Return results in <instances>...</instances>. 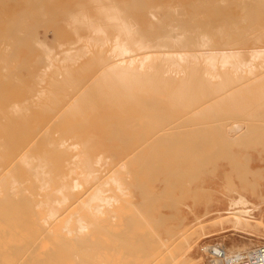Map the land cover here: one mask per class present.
I'll return each mask as SVG.
<instances>
[{
	"label": "bare ground",
	"instance_id": "1",
	"mask_svg": "<svg viewBox=\"0 0 264 264\" xmlns=\"http://www.w3.org/2000/svg\"><path fill=\"white\" fill-rule=\"evenodd\" d=\"M128 1L129 0H127V2ZM256 1L260 2L261 0H256ZM92 2L95 3V7H96L95 9H97L95 14H93L91 9L90 12H92V14H89L86 11H81L79 13H73L71 15V20H70V22L74 25L76 24L82 25L88 31V33L85 35L76 36V40L70 42L67 47L63 48L59 52L58 56L52 55L53 50H51L48 47L45 41H41L37 35L33 36V34H35L36 32L35 33L33 31H32L33 33L29 32L33 30L34 28L33 26L31 30L27 28L23 29L22 27L17 26V23L21 18L17 21V23H15L16 25H14V27L7 28V30L10 32V33L8 32L9 34L6 32L7 30L5 31L2 29L4 33L6 32L8 35H5L6 34L5 33L3 36H0V40L4 41V44L1 43L2 45H0V64L3 63L2 65L7 67L9 62L4 64V61H7L6 55L8 53H9L8 54L9 60L10 59L14 60L16 59L17 56L14 58L13 55L16 53L17 50L26 47L27 49L29 48L28 50L30 51V49L32 50L33 45L37 46L38 48L39 47L41 48L40 50H42L43 56L38 61V63L40 62V64H42L41 67L39 66L38 68L39 70L38 69L36 70L38 71V73L31 75L32 77L31 84L27 86L25 85L28 90L26 88H23V86L22 89H20L21 87L19 88L20 84H22L21 82H19L20 84L18 83V87L15 86L17 82L21 80L18 79L19 78L18 76L21 75H17V74L12 75V72L14 70L16 71L19 70L17 72H20L22 71L23 68L30 70V68L28 69L26 66H22L21 70L20 69L10 70V72L12 71L10 73V76H13V78L16 76L15 77L16 79L14 78V80H16L15 81L16 83L13 81L14 86L17 89H20L21 91V92L19 91L20 96L17 98L12 97L14 94L12 93L13 95H11L10 93H8V91L4 89L6 88L4 84L5 81L7 80L5 75H7V78L10 77H8L9 75L8 73L6 74V70L3 71V68L2 71L5 72V75L3 74L5 79L3 78L2 74H1L2 76L0 77V264H44L45 257H42L41 255L43 254L46 255L47 252L43 250L44 246L37 245L38 244L37 239L42 234H44L42 229L46 230L49 234H52L54 237L64 232L69 237L71 235L72 237V238L70 237L71 239L81 240L82 242H84L83 240H86L87 235H89L88 236L89 238L90 236H92L90 232L92 231L91 229H94L92 228V226L96 221L98 222L99 220L98 222L99 224L107 221L108 224L110 225V219L106 217L108 215L109 217L110 216L112 217L114 215L112 214V212L109 213L108 210H110L109 208H111L113 203L115 202L119 203L120 199H121L120 202L123 200L122 197L126 195L125 191L128 189L127 188L128 186L127 187L125 186V182L122 176L119 175L120 170L123 171L126 166L125 161L123 160L125 158L127 159L128 157H125L122 160V162L120 161V164L117 167V162L115 161V157L117 156L116 153L118 146L113 148H107L106 151L112 150L110 151L111 156L107 158L103 156L104 154H106L105 152L103 155L101 152L100 153L95 152L94 139L103 136V131L107 130V128L109 129L114 124L117 125V127L114 126L116 129L114 128L112 129L113 130L111 131V133L113 134L112 137L115 138L118 137L119 135L122 136L124 130L126 129L125 128L126 125H129L130 123H132V121L134 123L135 120L138 121L140 119L141 115L134 117L133 115H131L133 113H129L130 114L129 116L126 115L125 113L122 116L117 114V112L120 114L119 111L120 109L122 110L121 111L122 113L124 112L123 108L125 105L123 104L125 102L130 100H132L133 102L134 99L140 98L141 94L143 93L145 99V94H149L147 95L148 98V96L150 97V93H152L151 96L153 95V93L154 94L158 93V96H161L162 94L159 95V93H164V95H166L165 93L168 91L169 93L166 96L164 97L162 96L157 99L156 97L158 96L153 95L155 96V98L150 97L149 101H145L144 104H142L143 107L147 108V110L148 109L150 110L152 108L156 109L158 103L162 102L161 100L163 101L166 100L169 104H171V106H173V108L175 106L177 107L180 106L182 109H188V111H186V114H188L189 111H192V108H194L192 112L193 117L197 116L200 119V115L198 116L196 114H199V112L202 110V109L200 110V108L203 106L202 104L208 101L210 104H208L205 107L208 108L206 111L212 110L214 113L219 111L222 108L220 106L222 104L223 99L225 97L229 98V96L232 95L234 91H236L235 89H237L238 85H239L238 89L242 85L247 86L245 82L246 75L248 74L254 75L255 74L254 70H256L258 67H260V69L264 68V46L253 47L248 52L247 51L244 52L246 49L242 51V49H239V47L231 46L232 45L231 42H243L244 40L245 41L247 40L245 39L246 38L245 26H241V25L240 26L233 25L232 27L231 26L224 27L218 25L212 26L213 23L212 21H210L211 19L208 18L209 15H207L206 12L202 10L198 11L195 16L190 15L187 18L175 17L174 12L170 10L163 12L159 16L157 13L158 9H155L156 5L153 6L149 5L147 7L149 9L145 11V13H143L145 14L143 17L145 19L144 22H146V26L144 28H141L137 26L136 20L129 19L125 16L124 14L125 12L120 9L122 7L118 8L115 5L105 4L103 0H92ZM263 2H261V6H260L261 8L264 5ZM137 3H141V2L137 0ZM198 3H199L198 6L203 8H205V6L207 5L206 2H204L203 0H198ZM143 5L144 2L142 1L140 6ZM229 5H226L228 6V9L230 7ZM251 8L252 7H249V5H246L244 3L241 4V11L243 12V17H241L240 19L241 21L245 20L246 18L245 16H251L250 13L253 11ZM134 9L137 10V8ZM253 9L255 10L256 8ZM229 10L232 12V9ZM234 10L236 11V9H233V11ZM193 12L194 11H192V13ZM257 14L261 15L258 12ZM187 15H189V13H187ZM1 21L3 22L4 20L0 19V22ZM173 23H177L178 26H173L172 25ZM43 25L46 26L44 23ZM36 26H38V24H36ZM249 29H250V36L248 39H250L253 42L264 41V19L260 23L258 29L256 28L255 30V28L253 27H249ZM25 30H29L28 31L29 35L25 34V32L27 33V31ZM30 35L33 36L32 39L30 38L31 37ZM31 40L34 41V43ZM5 41L11 42L10 45L8 43V45L11 46V49L9 48L11 50L10 52L9 50L6 49L7 45H5ZM247 44L248 43H246V45ZM1 50H5V52L7 51L8 52L4 53V51ZM87 54L89 55L93 54L92 56L95 57L94 64L96 65L95 66L89 65L90 59H88L89 64L87 65L88 62H86L85 64L87 66V70H88V66L90 67L92 66L93 70L90 71L91 70L90 69L89 70L90 72L88 71L89 74L85 75L87 74L86 70L82 71L81 69V68L85 69V66H82L80 64L79 67L76 65L79 62V60H81V58ZM16 55H18V53H16ZM10 57H13V59ZM87 57L91 58V56L90 57L87 56ZM85 61H87V59ZM90 61L92 62V59ZM255 61H262V63L260 65H257L255 64L256 63ZM26 63L27 62H25V64ZM36 63L37 62H35L34 65ZM58 63H62V65L60 66L56 65ZM84 63L85 62H83L82 64ZM10 64L12 65L13 63ZM75 66L80 68L79 70H81V73L85 72L84 74L85 76L83 75L82 77H79L80 75V74L78 75L79 71L76 73L77 75L75 76V72L77 71V68H75ZM1 67L3 66H0V70ZM72 68L76 69L74 70L75 72L72 71L73 70ZM31 70H33V68H31ZM48 70H51L52 72L47 73ZM1 78H3L5 81H3V79L1 80ZM26 79L24 81H26ZM45 79L47 80V88L44 85L38 87L37 84H40L41 82L43 83ZM13 83L10 85L13 86ZM11 86H9V88ZM15 87L11 89H15ZM240 88H242L244 92L248 90V89L245 90L243 87ZM24 89L26 90L22 91ZM99 102L102 103L105 102L104 104L109 105L108 107L105 106L106 108H108L106 109L108 111L104 113H99L101 109L99 107L100 106ZM138 105H140L139 106L140 109L141 102H139ZM199 105L202 106L199 108V112H198L196 111L197 109L196 106ZM136 107L134 108L135 112L138 110V109L136 110ZM117 108L120 109L117 110ZM124 109L125 112H127L126 107ZM131 109L129 110L132 111L133 109L132 110ZM154 109L153 111H155ZM162 109L163 110L165 109L164 105ZM141 110L145 112L146 109L144 110L141 108ZM168 114H170V112ZM149 115L147 114L145 117ZM149 117L148 119H151V117L150 118ZM203 118L204 116L202 115V120L204 121ZM106 119L112 123H109V127L107 126L103 128V126H101L102 125L101 123H104V120L106 121ZM144 119L146 120V118ZM145 120L143 121V124L147 122ZM212 120L216 122L215 117ZM148 121L150 122V120ZM182 123L184 124V122ZM174 124L171 127L169 125L168 129L161 127L156 131H154L155 128L157 127L156 125V127H154L153 132H150L149 130L151 129L147 126L149 129L148 130L149 132L148 131L147 132L151 133V136H153L158 141L159 139L164 141L163 137L167 138L166 135L175 132V130L169 131L170 129L175 127ZM135 125H137V122ZM135 125L133 126L135 127ZM151 125L153 127V123ZM175 125L178 126L177 124ZM144 127L146 128V126ZM144 129L143 130L141 129V131H144ZM130 131H133V129ZM178 131L175 132V135L176 133H178ZM182 132L183 133H181L180 135L184 137V135L182 134H185V132L184 131ZM194 132H197V130L195 129ZM131 133L132 136H136L133 135V132ZM107 134L110 136L109 133ZM141 134H142L141 138L146 137V136L144 137L145 135L144 133ZM132 136L131 138L133 139ZM153 137L151 139H153ZM126 138L129 139V137ZM177 138L179 137L177 136ZM145 139H148V137H146ZM145 139H143V141ZM179 140H181V138H179ZM123 142L125 143L126 141ZM147 142L149 144L151 143L148 140ZM152 142L155 144L154 141ZM169 142L170 141H168L167 143ZM182 142L180 144H183ZM160 143L161 146L166 145L161 141ZM156 144L159 145V142H157ZM148 146L146 145L145 147L147 148ZM167 146L168 145H166V147ZM108 147H112V146H108ZM158 147H160V145ZM219 148H222V146H220ZM196 149L199 151L197 146ZM214 149L216 151V147ZM193 150L195 149L193 148ZM141 151L139 150V152ZM133 152L131 153L134 154L135 152L134 153ZM132 154L129 159L131 162L127 160V163L130 162L129 164L133 162V160L131 159L133 156ZM136 154L137 151L134 154V157L135 156L137 157V155H139L140 153H138L137 155ZM188 154H191V152L190 153L188 152ZM188 154L186 156H190ZM192 157L196 159V157H194L193 154ZM204 157L206 158L207 156ZM105 158L109 160L108 164L111 167L114 168L116 167V169L112 170L113 169L112 168L111 169L112 172H109V174L107 173L108 176L105 178V180L103 179V181H101L99 179L100 178L99 170L103 168L102 165H107L105 163H102V162L107 163V159L104 161ZM189 159L193 160L190 157ZM196 161H198V159H196ZM198 163L196 162V164ZM158 168H160L159 165L158 167H156V170H158ZM122 171L121 173L123 172L125 173L126 170H124L123 172ZM105 172H106V168H105ZM166 172L167 174L169 173L168 171ZM103 173L101 172V174ZM130 175L132 176L133 174ZM154 177H156L155 172H154ZM166 179L168 180V177L165 178L164 181H167ZM138 181L139 182L136 181L137 182L136 184H139L140 186V180L138 179ZM176 182L175 183L178 184L179 181L177 180ZM171 183H173V181H171ZM175 183H173L174 186ZM165 184L166 183L164 182V185ZM173 184H170L171 187ZM182 184L188 186L186 182ZM182 184L180 185L181 188H182ZM189 184L191 183L189 182ZM107 185L108 186L112 185L113 190L110 191L112 192L111 194H107L109 193L107 192L109 191L107 190L108 188ZM129 185L130 187L132 186V184ZM146 185L147 184H145V186ZM139 186L137 188H139ZM166 188H169L170 190V187H167V185ZM136 190L139 191V189ZM162 190L163 189H161V192ZM171 191L173 192V190ZM179 191L182 190L180 189ZM185 191H189V190L185 189ZM118 192L120 193V195L123 196L121 197L120 195L116 194ZM181 194H184V192H182ZM141 195L142 194H140V196ZM146 195L143 193L144 197H146ZM151 199L152 198L146 200H151ZM123 201L122 203L126 202V200ZM173 201L171 202H173L175 206L176 200L173 199ZM75 203L80 204L81 205L80 208L78 209L77 207L79 206L74 205V207L77 206L76 208L78 210L75 209L73 213L70 212L69 215L66 218H64V223L59 227V229L57 230L55 228L51 229L50 227L43 228L45 227L44 224L47 226L48 225L51 226L52 224H54V222L58 221L59 216H61L62 214L66 215L69 206L71 207L72 204ZM128 206L130 207L133 205H129V203L124 204V208ZM230 207H231L230 209L224 211L223 213L221 212L219 213L218 217L220 222L222 223L227 222L231 224L232 229L234 231L244 232L247 233L248 236L256 237L257 239H263V237L261 236L262 234L260 233V229L264 227V222L260 217L257 218L253 215V212L256 209H258L256 205H252L247 200L246 197L240 196L230 201ZM121 208L124 209L123 207ZM121 208L119 209V211H121ZM115 209L116 211H118V207L117 208L115 207ZM116 211H115V215H117ZM130 213H132V211ZM210 214L211 211H206L205 213H203L204 216H208ZM104 215L106 217H103V220L105 218L106 221L105 220L102 221L101 216ZM135 217L136 216H134V218ZM56 218L57 220L53 221ZM23 219H30L32 221L35 220V223L39 224L38 226L39 228H41V231L39 232L37 231L36 233L37 235H36L34 233L35 230H33V227L22 223ZM152 220L154 222L157 221L154 219ZM52 221L53 223H51ZM41 222L43 223V225L41 224ZM127 224H129V222ZM133 224L135 226V223ZM105 225L103 226V224L102 225L100 224V226H103V228L105 227ZM113 225L114 224H112L111 226ZM95 226L97 227V224ZM100 226L98 225V227ZM131 227L133 228V226ZM200 227H203V225H200ZM106 228L110 232H112L111 227H110L111 229H109V226L105 227V229ZM132 228L130 227L127 228V231ZM133 229H135V227ZM117 230L122 231L121 228L119 227L118 229L116 228V231ZM95 232L96 231L93 232V235H95ZM119 232L117 233L119 234ZM99 233L97 234L100 237ZM131 233L129 234L130 236ZM151 233L152 235L155 234L153 232ZM146 234L148 235L149 233L146 232ZM112 235L117 237L115 233H113ZM150 236L151 234L148 237ZM184 236L182 238H184ZM101 237L102 239H104L103 236ZM118 237H120V235ZM155 237L156 235L153 236L155 240H159L158 237L157 239ZM93 238L95 239V237ZM120 239L122 238L120 237ZM120 239L118 240L120 241ZM129 239L130 238H128L127 240ZM152 239H150L151 241L147 239V241L156 243L154 242L155 240L152 241ZM106 240L107 242L105 240L104 241L108 244L109 239L107 238ZM72 241L75 244V241L74 240ZM86 241L89 242L91 241L92 243V240H86ZM159 241H157V243H159ZM116 242L114 243L116 244ZM127 242L129 243V241H126V243ZM164 243L166 244L168 242H164ZM175 244H177V242H175L174 245ZM186 244L187 245L184 253L180 257L172 256L170 260V264H184L185 262L187 263L188 261L189 263L192 262L193 264L199 263V259L201 258L195 259L191 256V250L193 248L192 243L187 242ZM132 245L134 244L128 246L132 247ZM98 246H101V243H99ZM221 246L224 247L223 245ZM93 247L94 246H92V248ZM210 247L212 246L207 245L203 247L202 250L205 251ZM249 247L250 246L243 247L238 245V246H233L234 249L225 248V247L224 248L228 253H231ZM96 248L97 247L95 246L94 247L95 250L93 251L95 252L97 251L96 253H98V250H100V248L99 247H98L99 249ZM119 248L117 247L116 250L117 253ZM114 249L115 247H113L111 251L112 250L114 251ZM133 249L130 248V250ZM137 250L139 251V249ZM134 251H133V255H135ZM167 251H169V249L164 251V253H166ZM103 252H107V251L104 249ZM128 252H125L124 255H126V253ZM129 253L131 256V252ZM120 254L122 255V253ZM128 254L124 258H128L127 257L129 256ZM121 255H120V259H121ZM143 255L144 256L141 257H145V253H143ZM151 256L155 258V256L153 255ZM160 256H163V254H161ZM95 257L96 256H94V258ZM148 258H150V256H148ZM148 258L146 256V259ZM104 263L105 262H102V264ZM149 263L152 264V262ZM209 264H222V263L217 259L215 260L211 259Z\"/></svg>",
	"mask_w": 264,
	"mask_h": 264
},
{
	"label": "rangeland",
	"instance_id": "2",
	"mask_svg": "<svg viewBox=\"0 0 264 264\" xmlns=\"http://www.w3.org/2000/svg\"><path fill=\"white\" fill-rule=\"evenodd\" d=\"M142 1L144 2L145 6L144 5L140 6ZM142 1L139 0V2L141 3H137V0H129L128 2L127 0H103L105 4L115 5L118 8L122 7L120 9L125 12L124 13L125 16L129 19L136 20L137 26L141 28H144L146 26V22H144L145 19L143 17L145 14L143 13H145V11L149 9L147 8L149 5H152V6L156 5L155 9H158L157 13L159 16L163 12L170 10L174 12L175 17L187 18L190 15L195 16L198 11L202 10L206 12L207 15H209L208 18L211 19L210 21H212L213 23L212 26L218 25V26H224V27H229V26L232 27L233 25H236V26L241 25V26L246 27L245 28L246 38L245 39L247 40L246 41L244 40L245 42L243 41L245 44L243 42H231L232 43L231 46L239 47V49H242V51L246 49L244 52L246 51L248 52L253 47L264 46V41L253 42L250 39H248L250 36L249 27H253L255 28V30L256 28L258 29L260 23L264 19V5L262 8L260 7L261 2H263L264 0H261L260 2L256 0H203L207 4L205 8L198 6L199 4L198 0H186V1L185 0H142ZM242 3L249 5V7H252L251 9L253 10L250 13L251 16H245L246 18L244 21L240 20L241 17H243V12L241 11ZM255 4H256V7H255ZM226 5L230 6L229 9H232V12L228 9V6ZM95 8H96L95 3L92 2V0H0V19L4 20L3 22L1 21L3 24L0 22V30H1L0 36H3L6 32L8 33L9 31L7 30V28L14 27V25H16L15 23H17V21L21 18L18 21L17 26L22 27L23 29L27 28L29 30H31L34 27L33 30L31 31L25 30L27 31V33L24 31L25 34L29 35L28 31L29 32L33 31L34 33L36 32L35 34H33V36L37 35L41 41H45L48 47L51 50H53L52 55L58 56L59 52L63 48L67 47L70 42H73L76 40V36L85 35L88 33V31L82 25H78V24L74 25L70 22L71 15L73 13H79L81 11H86L89 14H92L93 12V14H95L97 10ZM134 8H137V10ZM253 8H256V9L254 10ZM90 9L92 10V12H90L91 11ZM233 9H236V11L235 10L233 11ZM192 11H194L193 12L194 14L192 13ZM257 12L260 13L261 15H258ZM187 13H189V15H187ZM1 14L3 17L1 16ZM43 23L46 26H44ZM36 24H38L39 27L36 26ZM172 25L178 26L177 23H173ZM2 29L5 31L7 30V31L4 33ZM7 33L5 35H8L10 32L8 34ZM33 36H31L30 38L32 39ZM32 42L34 43V41ZM1 43L4 44V41L0 40V45H2ZM8 43L10 45L11 42L5 41V45H7L6 49L9 50L10 52L11 46H9ZM246 43H248L249 45L247 44L248 45L247 46ZM78 44H81V43H78ZM28 49L26 47H23L17 50L18 52L16 51V53H18V55H16V53L14 54L15 56L13 55L14 58L17 56L16 59L14 60H11V59L9 60V55H8L9 53H8L6 55L7 61H4V64L9 62L8 66L6 65L9 68L2 65L3 63L0 64V66H3L1 67V70H0V77L3 74L5 75V72H3L5 70H6V74L7 73L9 74L8 77H10V78H7V75H5L7 79L6 81L4 80L5 79L4 75H3L4 79L1 78V80L3 79V81H5L4 85L6 86V88L4 89L8 91V93H10L11 95L14 94L12 96L14 98H17L20 96L19 93L21 92L20 89H22V86L23 88L27 89L26 86L31 84L32 82L31 75L38 73V71L36 70L39 68V66L40 67L42 66L40 62L38 63V61L43 56L42 50H40L41 48L40 47L38 48L37 46L33 45L32 50L30 49L29 51ZM1 51H4V53L8 52V51L5 52V50H1ZM92 55L87 54L83 56L76 65V66H79L81 64L82 66H85V69L83 68L81 69L82 71L86 70L87 74H85V72L81 73V70H79L80 68L75 66V68H77L76 72L74 71L76 69L72 68L73 69L72 71L75 72V76L77 75L76 73L78 71H79L78 75L80 74L79 77H82L84 74L88 75L89 72L93 70L92 66L93 65L95 66L96 64H94L95 57ZM87 56L89 57L91 56V58H88ZM13 57H10V58L13 59ZM86 59L87 61H85ZM88 59L90 60L92 59V62L89 60L90 64L88 62ZM25 62L27 63L25 64ZM35 62H37L35 64L36 66L34 65ZM81 62L82 63L85 62V63L82 64ZM86 62H88L87 65L88 64L92 65L91 67L88 66V70H87V66L85 65ZM255 62H256L255 64L257 65H260L262 63V61H255ZM10 63H13V64L11 65ZM27 65H29L30 67ZM56 65L60 66L62 65V63H58ZM22 66H26L28 69L30 68V70L23 68L22 71L20 72H17L19 70L17 71L14 70L13 72L11 71L12 75L14 74L21 75V76H18L19 78L17 77L18 79H21V80H19L15 86L18 87L19 82H21L23 85L19 83L20 84L19 88L20 87L21 88L17 89L13 83V81L14 82L16 81L14 80L16 76L14 78L13 76H10V73H11L10 70L11 69L21 70ZM2 68H3V71H2ZM31 68H33V70H31ZM51 72H52L51 70L47 71V73H51ZM74 72H73V75H74ZM254 73H255L254 75H250V74L246 75L245 82L247 86L245 85L240 86V87H243L245 90L248 89L247 91H245L247 94L243 91L242 88L239 87L238 89V86H239L238 85L237 89H235L236 91H234V93L229 96L230 99L228 97H225L223 99L222 104L220 106L222 108L219 111L215 113L212 110L206 111L208 108H205V107L208 104H210L208 101L202 104L203 106L202 105L196 106L197 107L196 111L198 112H199V108L202 106L200 108V110L201 109L202 110L199 112V114H196L198 116L200 115V119L197 116L193 117L192 112L194 108H192V111H189V113L186 114V111H188V109H182L180 106L178 107L175 106L173 108V106H171V104H169L166 100L164 101L161 100L162 102L158 103L159 106L157 105L156 106L157 108L155 107L156 109L154 108L150 109L152 111L154 109L155 111L153 112L150 111L149 109L147 110V108H144L142 104H144L145 101H149L150 97L155 98V96H158V93L157 94L153 93V95L155 96L153 95L151 96L152 93H150V97L148 96V98H147V95L149 94H145V99H144V95H143L144 93H143L141 94L140 98L134 99L133 102L132 100L125 102L123 105H125L124 108L126 107L127 112L130 111L129 109L131 108L133 109V110L131 109L132 111L128 113L125 112L124 108H123V111H124L123 113L121 112L122 110L120 108H117V110L120 109L119 110L120 114L117 112V114L120 116H122L124 113L128 116L130 115L129 113H133L131 115H133L134 117L138 115L142 116L145 114L144 116H142V118L140 116L139 120L141 122L139 120L134 121L135 124L137 122L138 126L135 125L133 121L129 125H126L125 126L126 129L125 128H124L125 130L123 129L124 133L122 136L119 135L118 137H115V138L112 137L113 134L111 133V131H113L112 130L113 128L116 129L115 127H117V125L111 124L112 127H110L109 129L107 128V130L103 131V136H100L94 139L95 152L97 153L101 152L102 155L105 152L106 154H104L103 156L107 158L111 156L110 151H112V150L106 151L107 148H113V147L118 146L117 153H116L118 157L117 156L115 157V161L117 162V167L119 166L120 161L122 162V160L125 157H128L127 159L125 158L123 161H125L126 166L128 165L129 167L127 166L128 167L127 168L125 166V169H124L126 170L125 173L123 172L124 170L123 171L120 170V174H119L120 176H122L125 182V186L126 187L128 186L127 187L128 191L127 190L125 191L126 195H124V197H122L123 195H120L119 192L116 194L120 195L123 198V200H126L125 202L126 204L129 203V205H133V206H130V207L128 206L129 208L128 207L124 208L125 203H122L123 200L120 202L121 200L120 199L119 203L117 202L118 204L116 202H115L116 205L115 203H113V205L115 206L112 205L111 208H109L110 210H108L109 213L112 212L114 216L112 217L111 216L109 217V215L107 217L105 215L101 216L102 221L105 220V218L103 220V217L110 219V225L108 224L106 220H105L106 222L100 223L101 225L103 224V226L105 224H108V225H105V227L109 226V229L112 228L111 231L115 233L116 236L118 234L117 232L120 231V230L116 231V228L118 229L119 227L121 228L122 231L124 230L123 232L120 231L118 234V236L120 235L122 239H120V237L118 236H117L118 238L115 237L114 235H112L113 233L110 232L107 228L105 229V227L103 228V226H100V224L98 223L99 220L98 222L96 221L94 225L92 226V228L94 229H91L93 232L96 231L95 232L96 236L93 235L92 231H91L92 233L90 232V234L93 237H95L96 240L92 236H90V238L88 237L89 235L86 236V240H92V243L91 241L89 242L86 240H83L84 242H82L81 240L71 239L72 238L71 235H70L71 237L70 238L64 232L54 237L52 234H49L46 230L42 229L44 234H42L38 239L36 236V239L38 243L37 245L44 246L43 250L47 252L46 255L45 254L41 255L42 257H45L44 264H102V262H105L107 264H116V263L117 264H151L149 262H152V264H170V260L172 256L180 257L184 253L187 242H191L193 245V248L191 250V256L195 259L201 258L199 259L198 264H209L211 259L213 260L215 259L209 256L207 250L205 251L202 250V248L207 245H214V244L219 245L220 244V245H223L225 248H230V249L233 248V246H238V245L243 246V247L250 246L249 248L243 249V250H247V249H252L255 246H258L260 244H263L264 243V235H263L264 227L262 228L263 230L260 229V233L262 234L260 235L263 237V239H257L256 237L248 236L247 233L234 231L232 229L231 224L227 222H223V223L220 222L219 217H218L220 212L223 213L224 211L231 208L230 201L232 199L238 198L240 196H244L247 198V200L252 205H256V207H258V209H256L253 212V215L257 218L260 217L264 222V76H263L264 68L260 69V67H258L256 70H254ZM25 79L26 81H24ZM12 83H13V86L10 85ZM41 85H44L47 88V80L45 79L43 83L41 82L40 84H37L38 87H40ZM9 86L11 87L9 88ZM14 87L15 89H11ZM8 89L9 90L11 89V90L9 91ZM26 89L22 91H25ZM168 93L169 92L167 91L165 94L167 95ZM159 95L161 96L156 97V99L162 96L163 97L166 96L164 95V93H159ZM139 102H141V108L144 110L146 109L145 112L142 111L141 108L139 109V106H140L138 105ZM101 103L102 102H99V105H100L99 107L103 111L100 109L99 113H104L108 111L106 110L108 109L106 107H108L109 105L104 104L105 102L102 104ZM163 105L165 108L164 110L162 109ZM135 107H136V110L138 109L136 112L134 111ZM167 112L168 113L170 112V114H168ZM147 114L148 115L150 114L149 116L151 117V119H148L149 116L145 117ZM202 115L204 116L203 118L204 121L202 120ZM156 117L158 120L156 119ZM214 117L216 118V122L212 120L214 119ZM144 118H146V120ZM144 120L147 121L145 122V124H143ZM148 120H150V122ZM151 121L153 123V127L151 125L152 124ZM182 122H184V124ZM109 123H112V122H109L106 119V121L104 120V123H101L102 124L101 126H103V128L107 126L109 127ZM174 123L177 124L178 126H176ZM132 124L135 125V127ZM173 124L175 127L170 129L169 131L175 130L176 132L178 130L179 131L181 129L182 130L180 132L178 131L176 135H175V132H172V134L166 135L168 138V141H170L169 143H167L168 141L166 137H163L164 141H162L159 138H158L159 139L158 141L153 136H151V133H148L149 131L153 132L154 127H156V125L157 127L155 128L154 131H156L157 129L161 127L168 129L169 125L171 127L173 126ZM144 126H146V128ZM147 126L151 130H149ZM142 127H144L145 129ZM129 129L130 130L133 129V131H130ZM141 129L142 130L144 129V131L146 132L141 131ZM195 129L197 130V132H194ZM182 131L185 132V134H182L184 135V137L180 135L181 133H183ZM131 132H133V135H136V136H132ZM107 133H109L110 136ZM141 133H144L145 134V135L143 134L144 137L146 136L148 137V139H145L146 137L141 138V135H142ZM130 135L133 137V139L131 138ZM177 136L181 138V140H179ZM126 137H129V139ZM152 137L154 140L151 139ZM112 139H115V140H112ZM143 139L145 140L143 141ZM229 139H232V140H229ZM147 140L150 141L152 144H154L152 141L154 142L156 140L157 141L155 142L154 145L150 143L152 145L151 146L147 142ZM123 141H126L127 143L126 142L124 143ZM160 141L168 145L167 147L169 150L167 149L166 145L164 146L162 144L163 146H161ZM157 142H159L160 147H158L159 145L156 144ZM181 142L183 144H180ZM226 142H229L230 145L229 143H226ZM148 144L150 147L148 146ZM146 145L148 146L147 148L145 147ZM219 145L222 146V148H219L220 147ZM108 146H112V147H108ZM196 146L200 152L196 149ZM215 147H216V151L214 149ZM188 148H189V151H188ZM193 148L196 151L193 150ZM139 150L141 152H139ZM133 151L135 153L137 151V154L138 153L140 154L139 155L136 154L137 157L136 156L134 157L135 153ZM212 151H215V152H212ZM131 152H133L134 154H132ZM188 152L189 153L191 152V154H188ZM131 154L133 155L131 158L133 162L129 164L131 162L129 160ZM187 154L190 156H186ZM192 154L194 157H196V159H198V161H196V159L192 157ZM212 154L214 155V157ZM204 156H207V157L205 158ZM189 157L192 158L193 160H190ZM212 157L214 158V160ZM107 158H105L104 161ZM127 160L130 162L127 163ZM108 161L109 160L107 159V163L102 162L107 165H102L103 168L99 170V177H100L99 179L101 181H103V179L105 180L109 172H112L111 171L112 168H113L112 170L116 169V167L115 168L111 167L108 164ZM196 162L197 163L199 162V163L196 164ZM158 165L160 166V168L156 170V167H158ZM105 168H106V172H105ZM159 169L161 172L159 171ZM121 171L123 173H121ZM156 171L160 174H158ZM166 171H168L169 173L167 174ZM101 172L103 174H101ZM154 172H155L156 177H154ZM130 174H133V175L131 176ZM163 176L165 178L168 177V180L167 179L166 180L169 182L164 181L165 178ZM138 179L140 180V186L139 184H136L137 182H139ZM148 180L152 184H150ZM177 180L179 181L178 184H176ZM171 181H173V183L176 182L175 186L173 183H171ZM184 181L186 182L188 186H186L185 184H182V183H185ZM164 182L166 183L165 185H164ZM180 182L182 184V188L180 186L181 185ZM189 182L191 184H189ZM169 183L173 184L172 187ZM129 184H132V186L130 187ZM145 184L147 185L145 186ZM166 185L167 187H170V190L169 188H166ZM138 186L139 188H137ZM107 187L109 188V189L107 188V190L109 191L105 189L107 192H109L107 194H111L112 192L110 191L113 190L112 185H109V186L107 185ZM184 188L189 191H185ZM136 189H139V191ZM161 189H163L162 192H161ZM178 189L179 190L181 189L182 191H179ZM164 190H166L167 192ZM171 190H173V192ZM142 192L145 195L147 194L148 196L146 195V197H144ZM180 192L181 193L184 192V194H181ZM139 193L142 195L140 196ZM170 193L171 195L172 194L173 195L171 196ZM128 194L130 195V197ZM155 195H158V196H155ZM148 197L152 199L146 200V199H149ZM173 199L176 200L175 206L173 204L174 202ZM74 205H77L79 207L77 206L74 207ZM80 206H81L80 204H76V203L72 204L71 207L69 206L66 215L62 214L61 216H59L57 222H54V224H52L51 226L49 225L47 226L44 224L45 227L43 226L42 227L43 228L50 227L51 229L55 228L56 230L59 229V227L64 223V218H66L70 212L73 213L75 209L78 210ZM115 207L116 208L118 207V211H116ZM121 207H123L124 209H122ZM120 208H121V211H119ZM135 209H136V212H135ZM115 211L117 215H115ZM131 211L132 213H130ZM206 211H211V214L208 216H204L203 213H205ZM134 216H136L137 218L136 217L134 218ZM132 217H133V220H132ZM135 219H138V220H135ZM152 219L157 220V221L154 222ZM56 220L57 218L53 221H56ZM53 221L51 223H53ZM128 222L129 224H127ZM22 223L33 227V230H35L34 231L35 234L37 233V231L38 232L41 231V228H39L38 226L39 224L35 223V220L32 221L30 219H23ZM51 223H48V224H51ZM133 223H135V226ZM41 224L43 225L42 222ZM96 224H97V227L95 226ZM112 224L116 226L114 225L111 226ZM117 224H118V227H117ZM98 225L100 227H98ZM200 225H203V227H200ZM131 226H133V228L135 227V229H133ZM129 227L132 229H129L127 231V228ZM126 231L128 232V234ZM150 231L155 234L152 235ZM146 232L149 234L147 235ZM97 233L100 234V237L98 236ZM130 233H131V236L129 235ZM150 234L151 236L148 237ZM154 235H156L155 238L157 239L158 237L160 241L155 240L153 238ZM101 236H103L104 239H102ZM183 236L184 238H182ZM107 238L109 239L108 244L106 243ZM112 238H114L115 241ZM128 238L130 239L127 240ZM118 239L122 241L120 242ZM147 239L149 241H151L150 239H152V241L155 240L154 242L156 243L149 242L147 241ZM72 240L75 241V244ZM126 241H129V243L128 242L126 243ZM157 241H159V243H157ZM114 242H116V244ZM146 242H149V243H146ZM164 242H168V243L165 244ZM175 242H177V244L174 245ZM90 243L93 245H91ZM99 243H101L102 247L98 246ZM131 244H134V245H132V247L128 246ZM83 246H86V247H83ZM92 246L94 247L96 246L97 247L96 249L100 248V250H98V253H96L97 251L96 252L93 251L95 249L94 247L92 248ZM113 247H115V249L114 251L113 250L111 251ZM117 247L118 248L120 247L118 250V253L116 252ZM87 248H89L90 250ZM130 248L131 249L134 248V249L130 250ZM104 249L107 252H103ZM137 249H139V251ZM167 249H169V251L164 253V251H166ZM122 251L131 252V256L133 255V251H134L135 255L131 257L130 253L128 252L129 254L126 253V255L127 254L129 255L127 256L128 258H124L126 257V255H124L125 252H122ZM116 253H117V256H116ZM120 253H122V255ZM143 253H145V257H141V256H144ZM99 254H102V255H99ZM161 254H163V256H160ZM120 255H121V259H120ZM151 255L155 256V258L152 257ZM94 256L96 257L94 258ZM146 256L147 258L148 256H150V258L146 259ZM104 260H106L107 262ZM184 264H193V263L192 262L189 263L188 261L187 263L185 262Z\"/></svg>",
	"mask_w": 264,
	"mask_h": 264
},
{
	"label": "built area",
	"instance_id": "3",
	"mask_svg": "<svg viewBox=\"0 0 264 264\" xmlns=\"http://www.w3.org/2000/svg\"><path fill=\"white\" fill-rule=\"evenodd\" d=\"M208 254L211 258L219 260L222 264H264V243L252 249L228 253L218 244L211 245Z\"/></svg>",
	"mask_w": 264,
	"mask_h": 264
}]
</instances>
